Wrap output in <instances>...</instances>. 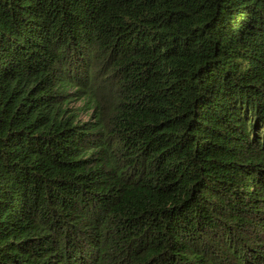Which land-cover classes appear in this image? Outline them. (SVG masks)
<instances>
[{
    "label": "trees",
    "instance_id": "16d2710c",
    "mask_svg": "<svg viewBox=\"0 0 264 264\" xmlns=\"http://www.w3.org/2000/svg\"><path fill=\"white\" fill-rule=\"evenodd\" d=\"M0 264H264V0H0Z\"/></svg>",
    "mask_w": 264,
    "mask_h": 264
},
{
    "label": "rangeland",
    "instance_id": "374dc122",
    "mask_svg": "<svg viewBox=\"0 0 264 264\" xmlns=\"http://www.w3.org/2000/svg\"><path fill=\"white\" fill-rule=\"evenodd\" d=\"M81 105L78 102L72 103V108L75 109L74 112L78 114V118L82 121H87L89 118V115L85 113V111H82Z\"/></svg>",
    "mask_w": 264,
    "mask_h": 264
}]
</instances>
